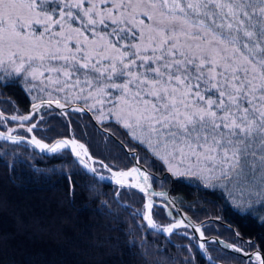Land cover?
Here are the masks:
<instances>
[{
  "label": "snow or ice",
  "instance_id": "obj_1",
  "mask_svg": "<svg viewBox=\"0 0 264 264\" xmlns=\"http://www.w3.org/2000/svg\"><path fill=\"white\" fill-rule=\"evenodd\" d=\"M6 65L31 78L29 91L48 97L12 121L34 119L45 104L63 109L83 99L101 120L114 114L172 177L222 189L238 212L264 208V0H0V68ZM12 131L0 139L19 142ZM31 144L88 154L75 139L49 145L33 136ZM139 160L112 177L122 187L131 177L147 192L150 175ZM145 208L151 228L171 234L183 225L159 229L151 200ZM197 247L215 264L204 243ZM244 255L264 264L260 250Z\"/></svg>",
  "mask_w": 264,
  "mask_h": 264
},
{
  "label": "trees",
  "instance_id": "obj_2",
  "mask_svg": "<svg viewBox=\"0 0 264 264\" xmlns=\"http://www.w3.org/2000/svg\"><path fill=\"white\" fill-rule=\"evenodd\" d=\"M4 94L14 98L17 101L14 106H20L21 111L29 104L28 100L20 102L18 96L13 95L9 90ZM3 101L8 103L5 99ZM75 113H68L67 120L64 116H59L60 124L53 123L50 133L67 136L68 121H70L72 124L69 128L70 136L77 140L91 136L100 152L105 154L103 164L94 162L95 169L101 173L107 174L108 168L123 170L132 165L133 162L126 153L121 159L119 158L118 152L121 148L114 153L113 140L95 128L87 115ZM41 116L45 121L58 118L54 108L45 109ZM81 118H85L86 121L81 122ZM73 123L84 131L82 135L81 130L75 132ZM36 130L37 128L33 131L34 135ZM86 130L91 132V135H88ZM3 147L5 145L0 142V148ZM19 155L21 156V153ZM67 155L65 151L64 158L49 159L46 163H42L39 159L28 163L27 159H22L24 163L16 160L0 165V264H143V253L133 244H129L124 233L126 226L125 221H121L123 216L119 215L118 220L121 222L113 223L110 217L103 215V210L95 200L93 202L87 197L86 191H78L79 185L85 184L81 178L90 179L89 176H86L82 170L73 173L65 171L61 173L57 170L47 174L38 170L45 169L48 165L59 164L65 160V157L71 159L70 155ZM2 158L4 157L0 156V159ZM144 166L155 174L150 177L154 189H170L172 196L192 218L197 221L206 218L202 224L204 234L208 233L207 226L211 223L209 218H217L213 217L214 209L217 208L226 223L237 230L239 242L254 239L255 244L264 254V208L259 204L252 207L251 214L238 212L226 204L225 199L203 195L179 181L170 183L168 177L167 180L160 179L156 170ZM158 180L161 182L160 187L156 185ZM163 180L167 181L166 188L163 187L165 185ZM103 185L111 192L114 202L123 211L128 210L131 213L133 208L142 211L147 203L144 197H140L130 189L117 190L113 186ZM156 201L158 203L153 205L151 216L157 226H162L163 221L170 222L171 218L165 215L162 202ZM201 213L204 215H200ZM143 224L149 231L154 232L144 221ZM113 225L121 230L112 228ZM183 229L187 231L186 228ZM159 234L167 239L171 249L178 248L181 253L190 252L194 264H210L197 249L193 250L195 245L193 237L187 238L181 235L179 230L171 234L167 233V236ZM221 239L229 240L225 236H221ZM204 245L208 250L207 254L215 260L226 261V257H229V253L227 256L218 254V252L222 253V250L215 243L206 242ZM216 250L218 252L214 254Z\"/></svg>",
  "mask_w": 264,
  "mask_h": 264
},
{
  "label": "rangeland",
  "instance_id": "obj_3",
  "mask_svg": "<svg viewBox=\"0 0 264 264\" xmlns=\"http://www.w3.org/2000/svg\"><path fill=\"white\" fill-rule=\"evenodd\" d=\"M56 7H57V5H55V4L49 5L50 9L56 8ZM9 73H11V75H9ZM0 75L4 76V80H0V88L3 89V90H0V96H2L3 99H5V101L8 102L5 104H6V107L9 106V109H12V111H11L12 115H16V113H17V115H29L30 110H31V106L33 103H40L42 99L43 100L48 99L46 94L40 93L35 89L29 91V89H32V83L30 82L31 78L27 77L26 74H24V73H16L10 65H6L4 68H0ZM117 82H120V81H117ZM7 90L11 91L13 95L16 94V96H18L20 102L23 100L24 101L28 100L29 104H27V105H25V103L23 104V106L25 105L24 110L21 111V109H19L20 106L17 107L18 105L14 106L15 103L17 104V101L14 98H11V97L4 94V92L5 91L7 92ZM110 91H112L113 93H116L118 95V92L116 89H111ZM53 99H60L61 103L65 102L63 99V94H58V95L54 94ZM92 103H93V101H91V100L88 101L89 105ZM68 106H71V109L65 110L63 112H61L55 108V115L58 117L56 119L52 118V119H50V121L49 120H47V121L42 120V116L40 114H38L39 111H37L35 113L34 119H31L30 121H19V120L14 121V122H16V126L12 127L11 129H14V131H18V129L21 128V133L18 135L27 137V139H29L30 143H31L32 136H35V135H38V136H35L36 139L40 140L41 142H45V139H47V137H50V136L67 137L69 134H71V133H69V130H70L69 128L72 125L70 123V121H68V129H67L68 135L67 136H65V135H53V133H50V128L52 127L53 123L56 125L60 124L58 120L61 117H59V116H64L67 120V114L68 113L69 114H71L72 112L84 113L85 115L88 116V118L90 119V121L92 122V124L95 128H97V127L94 125V122L97 125L101 126V128H103L105 132H107V133H105L104 131H101L113 140L114 147H115L114 153H116L118 151V149L121 148V151L118 152L119 158L121 159L124 156V154L126 153L129 156L128 158L131 159V162H133L129 168L123 169V170H117V171H127V170L131 169L133 166H137V156H139V158H140L139 166L141 165L144 168H146V166H144V165L152 167L154 170H156V173L158 174L160 179L162 178V179L167 180V177H168V181L170 183L173 181L174 182L179 181L183 184L190 186L192 189L201 192L203 195H209V197L213 196L215 199H217V198L222 199V200L225 199V203L228 204L229 206H231L232 208H234L232 206L231 199L228 197L227 193L225 191H223L222 189L217 188V189L213 190V189L207 188L204 186V183L202 181H199L195 178L186 177V178H182V179H177V178L172 177L171 174L167 173L166 165H164L163 162L160 161L159 159H157L156 157L152 156L151 153L149 152V150L144 145H142L140 143V141L134 139L132 137L129 129L125 128L123 126V123L119 122L116 119L114 114L108 115L107 118L101 120V119H99V116L101 114L100 111L97 109H93V110L89 111L87 109V107L85 106V101L83 99L78 100L75 103L69 102ZM97 107L99 108L100 106L98 105ZM109 107H110V104L107 102L103 105V111L105 114L108 113ZM76 108H84L85 111H87L89 113V115L85 111H82V112L81 111H75ZM17 109H18V111H17ZM80 120H81V122L86 121L85 118H83V119L81 118ZM21 124H23V127L20 126ZM33 124L37 125V127H36L37 132H35V135L33 134V131L35 129L31 132L32 134H30L27 131V128L31 127ZM73 127H74V130L76 133L81 130L80 134L82 135V132H84L82 129L77 128V126L74 123H73ZM3 131H6V130H3ZM85 132L88 135L89 134L91 135V132H89L87 130ZM39 136H43V137H39ZM0 142L5 145V147L0 148V156L4 157V158L0 159V165H3V163L5 164L7 161L8 162H10V161L14 162L16 160L21 161V163H24L22 161V159H27L28 163L29 162L33 163V161L36 159H39L42 163L43 162L46 163L49 159L64 158L65 151H67V150H59V151L53 153V152H50L47 150L44 153H40V150H42V149L38 148L39 151L34 150V149H31L28 146L23 145L19 142L13 143L12 141H6V140H0ZM29 142H26V143L29 144ZM78 142L83 144L88 149V154L97 160V161H94L95 163L99 162V163L103 164V162H105L104 161L105 160V156H104L105 154L103 155L102 152H100L99 147L97 146V144L95 143V141L93 140V138L91 136L85 137L84 140H78ZM62 151L64 153H61ZM128 152H131V153L128 154ZM20 153H21V156L19 155ZM67 154L70 155L71 159L65 157V160H63L59 164L48 165L45 167V169H38V170H42V172H44L43 174H47L51 171H57V170H60L59 172H61V173H62V171H65L66 173H68V172L73 173L74 171L82 170V172L86 176H89L90 179L81 178L84 180L85 184H80L78 187V191L79 192L86 191L87 197L92 199L93 202L95 200L97 205L100 206V209L103 210L102 211L103 215H105L106 217H110L111 221L113 223L117 222L116 224H118L121 221L122 222L125 221L124 223H125L126 228L124 230V233L128 239L129 244H133L139 251H141L143 253L142 254L144 257L142 260L143 264H185L186 261L188 262V264H194L193 258L190 255V252H185L183 250L184 253H181V250H179L178 248L171 249L167 243V239L163 238L159 234V233H161L164 236L165 235L167 236V232H163L162 230H161V232L156 231V230H154V232H151L145 227V225L143 224V221H142V220H144L143 214L145 211V206H144L142 211H140V210L137 211V210H135V208L131 209V211H130L131 213H129L128 210L123 211V209L120 208L114 202V200L111 196V192L108 191L107 189H105V186L103 185L105 183L99 182L96 178L87 174V172H85L83 170V168L80 167V165L75 161V159H73L70 152L67 151ZM102 164H100V165H102ZM100 165H97V166H100ZM34 167L37 168L36 166H34ZM100 167H102V166H100ZM44 170H46L48 172H45ZM141 170H143V169L141 168ZM107 172L109 175H111L110 170L107 169ZM153 175L155 176V174H153ZM140 178L143 179L142 177H140ZM127 179H130V178H127ZM165 180H163V181H165ZM164 184L165 185H163V187L166 188L167 187V181H165ZM106 185L111 186L109 184H106ZM156 185H158V187L161 186L160 180H158L156 182ZM159 190H167V189H159ZM168 192L170 193V189ZM137 194L140 197H143L139 193H137ZM257 205L258 204H255V205H253V207L257 206ZM66 209H67V211L69 210L68 207ZM184 211H186V210L184 209ZM120 214L123 216V217H121V221L118 220ZM213 214H214L213 217H217V218L209 220V222H211V223H210V226H207L208 233H205V234L203 233V235H205V236H211L212 235V236H216L219 238H221V236H225L229 239V240H227V239L224 240L226 243H229V244L235 246L236 249H242V251H240V252H243V253L249 252L254 248H258L257 245L255 244L254 239H246L245 241L239 242L237 239H240V237H239L237 230L234 227H232L230 224L226 223V221L223 219V217L220 216V213L218 212L217 208L214 209ZM165 215L168 217H172V219L170 222H167L166 220L163 221L164 223L162 222L163 223L162 226H158L159 229H162L164 227H168V226L176 223L177 221H181L180 217L175 218L174 215L172 216L170 213H167L166 209H165ZM200 215H204V214L201 213ZM208 216H210V215H208ZM192 219L194 221H197L194 218H192ZM205 219L206 218H202L200 221H197V222H201V226H202V224L204 223L203 220H205ZM111 227L116 228V229H120V228H117L116 225H113ZM183 228H186L187 231L184 230ZM212 228H213V230H212ZM176 230H179L180 234L187 237V238L188 237H194V235L191 233L189 228L184 226V224L180 228L174 229L173 232H175ZM188 231H189V233H187ZM201 232H202V227H201ZM184 233H186L187 235H184ZM194 240H195V242H194L195 245H193V247H194L193 250L195 251L197 249V251L199 252V250L197 248L196 238ZM206 242H212V243L216 244V242H214V241H204V243H206ZM219 249L222 250V253L218 252V250H216L214 252V254H216V252H218V254H220V255L227 256V254L229 253V255H228L229 257H226V259H225L226 261H221L218 259H216V261L223 263V264H249V263H247V262H249V259L246 261L243 257H241L238 254L228 252L222 247L221 248L219 247ZM244 260H245V262H244ZM252 264H255L254 258L252 260Z\"/></svg>",
  "mask_w": 264,
  "mask_h": 264
},
{
  "label": "water",
  "instance_id": "obj_4",
  "mask_svg": "<svg viewBox=\"0 0 264 264\" xmlns=\"http://www.w3.org/2000/svg\"><path fill=\"white\" fill-rule=\"evenodd\" d=\"M50 106H53L54 108H56L57 110L63 112L65 110H70L71 109V106H67L66 108H59L56 104H52ZM85 111V110H84ZM88 115L89 113L87 111H85ZM94 125L100 130V131H104L103 128H101V126L97 125L95 122H94ZM11 129V128H10ZM105 132V131H104ZM0 133H4V134H7L8 131H0ZM30 134H32L31 132H29ZM107 133V132H105ZM13 136H17V137H21L22 139L19 141V143L23 144V145H26L28 146L29 148L31 149H34V150H38L39 147L31 144L29 142V139H27V137L25 136H19L18 134L20 133H15V132H12L11 133ZM33 137V136H32ZM62 139H75V138H70V137H60V136H50V137H47V139H45V142H42V143H46V144H49V145H52L54 144L57 140H62ZM0 140H3V139H0ZM76 140V139H75ZM78 142V140H76ZM26 142H29V144H27ZM79 143V142H78ZM81 144V143H80ZM61 150H67L68 152H70L71 156L73 157V159H75V161L80 165V167L83 168V170L85 172H87V174H89L90 176L96 178L99 182H102V183H105V184H109L113 187H115L117 190L120 189V188H124V189H130L136 193H139L140 195H142L145 199V201L148 203L149 200H151L152 204L154 203V200H159V201H162L164 202V205L166 207H168L173 213H175L177 215V217H180L181 220L183 221V224L184 226L188 227L189 230L191 231V233L194 235V237L196 238V241H197V245L200 244V243H204V241H214L216 242V244L221 248H224L226 251L228 252H232V253H235V254H238L240 255L241 257H243L246 261L249 259V256H246L244 255L243 252H240V251H236L234 250L232 247H227V245H231L229 243H226L223 239L219 238V237H216V236H205L203 235V237L200 236V232H201V222H197V221H194L192 219V217L186 212L184 211V209L181 207V205L175 200V198L168 192V190H155L153 189L152 186L148 187V190L147 192H143L141 191L139 188H136L134 186V183L135 181H133V179L131 177H129L130 179H126V182H125V185L122 187L121 185L117 184L116 183V180L112 177V173L113 172H117L115 170H111V175H106V174H103L99 171H95V173H93L92 171H90L87 167H85V165L79 163V159H84L87 161L88 165H90L92 168H95L94 167V161H97L96 159H94L93 157H91L89 154H87V156H82L80 158H77L75 156V154L71 151V147H67V148H64V149H61ZM39 151V150H38ZM45 151L47 150H40V153H44ZM131 152H128V154H130ZM140 167L142 169H144L143 166L140 165ZM101 177H103V179H101ZM139 182L143 183V179H141L140 177L138 178ZM148 184L150 185L149 181H148ZM128 185H133L131 187H129ZM162 193V194H161ZM146 203V204H147ZM147 211V209L145 208V211L144 213ZM176 217V218H177ZM144 219V218H143ZM210 220L211 219H214V218H209ZM145 222H147L145 219H144ZM148 223V222H147ZM149 228H151L149 226ZM153 230H156V231H159L161 232V230H158V229H154V228H151ZM196 229H199L200 231H196ZM198 248V247H197ZM201 256L207 260L209 262V260L207 259V256L204 254L203 250L198 248ZM259 250L258 248H254L252 249L251 251L249 252H246V253H254L255 251ZM215 261V264H223V263H220L216 260Z\"/></svg>",
  "mask_w": 264,
  "mask_h": 264
},
{
  "label": "bare ground",
  "instance_id": "obj_5",
  "mask_svg": "<svg viewBox=\"0 0 264 264\" xmlns=\"http://www.w3.org/2000/svg\"><path fill=\"white\" fill-rule=\"evenodd\" d=\"M3 97L0 96V112H3L4 114V118H5V121H0V131H3V130H6V131H9L10 128L16 126V122L12 121L10 119L11 116H13L11 114V111L12 109H9V106L6 107V104L4 103V101L2 100ZM54 108L53 106H49L47 104H45L44 106H42L38 111L41 115V113L45 110V109H52ZM55 109V108H54ZM17 115V113H16ZM98 129V128H97ZM99 130V129H98ZM12 132H15V133H21V128L18 129V131H12ZM29 136V135H28ZM67 137H70V138H74L73 136H67ZM76 139V138H75ZM77 140V139H76ZM108 170H113V169H109ZM104 174V173H103ZM106 175H109L108 173ZM176 200V199H175ZM144 221V220H143ZM144 223L147 224V226L149 227L148 223L144 221ZM262 253V252H261Z\"/></svg>",
  "mask_w": 264,
  "mask_h": 264
}]
</instances>
